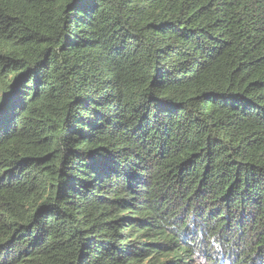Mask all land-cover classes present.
I'll list each match as a JSON object with an SVG mask.
<instances>
[{"label":"trees","instance_id":"1","mask_svg":"<svg viewBox=\"0 0 264 264\" xmlns=\"http://www.w3.org/2000/svg\"><path fill=\"white\" fill-rule=\"evenodd\" d=\"M0 264H264V0H0Z\"/></svg>","mask_w":264,"mask_h":264}]
</instances>
